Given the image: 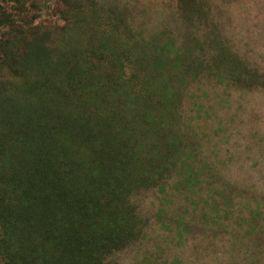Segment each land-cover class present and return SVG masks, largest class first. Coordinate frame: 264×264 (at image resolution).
<instances>
[{
  "label": "rangeland",
  "instance_id": "374dc122",
  "mask_svg": "<svg viewBox=\"0 0 264 264\" xmlns=\"http://www.w3.org/2000/svg\"><path fill=\"white\" fill-rule=\"evenodd\" d=\"M0 264H264V0H0Z\"/></svg>",
  "mask_w": 264,
  "mask_h": 264
}]
</instances>
